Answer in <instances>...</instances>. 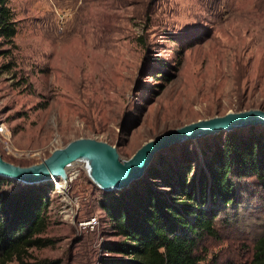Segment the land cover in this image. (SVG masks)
<instances>
[{"label":"rangeland","instance_id":"374dc122","mask_svg":"<svg viewBox=\"0 0 264 264\" xmlns=\"http://www.w3.org/2000/svg\"><path fill=\"white\" fill-rule=\"evenodd\" d=\"M8 7L17 31L10 55L0 56L7 163L36 164L79 138L104 142L124 160L195 121L264 110V0H8ZM252 128L264 134V126L232 132ZM227 134L169 145L149 167L161 156L196 174L204 143ZM72 170L68 196L50 195L40 237L53 245L28 254L98 264L102 246L119 239L98 205L114 193L98 190L79 165ZM234 192L215 236L198 243L200 264H247L264 231V178L242 180ZM91 218L96 226H79Z\"/></svg>","mask_w":264,"mask_h":264},{"label":"trees","instance_id":"16d2710c","mask_svg":"<svg viewBox=\"0 0 264 264\" xmlns=\"http://www.w3.org/2000/svg\"><path fill=\"white\" fill-rule=\"evenodd\" d=\"M16 31L8 0H0V47H6L0 56L10 55ZM201 153L196 174L187 164L173 168L159 156L140 180L100 199L119 239L102 246L98 264H200L198 243L215 236L214 221L232 206L238 183L263 181L264 134L254 128L231 132L218 143H204ZM52 191L50 183L20 187L0 178V264H61L28 254L53 245L40 237ZM247 264H264V231Z\"/></svg>","mask_w":264,"mask_h":264},{"label":"water","instance_id":"95a60500","mask_svg":"<svg viewBox=\"0 0 264 264\" xmlns=\"http://www.w3.org/2000/svg\"><path fill=\"white\" fill-rule=\"evenodd\" d=\"M253 126H264V110L227 112L150 139L124 160L104 142L79 138L54 149L40 162L26 167L7 163L0 156V178L22 186L59 182L62 195L67 197L69 185L76 176L73 166L79 165L98 190L120 192L140 180L153 156L169 145Z\"/></svg>","mask_w":264,"mask_h":264},{"label":"built area","instance_id":"2783aa9c","mask_svg":"<svg viewBox=\"0 0 264 264\" xmlns=\"http://www.w3.org/2000/svg\"><path fill=\"white\" fill-rule=\"evenodd\" d=\"M2 132H3V129L0 127V133H2ZM52 187H53V191H52L53 194L62 195L60 184L57 185L56 183H53ZM79 226L80 227L93 228L94 226H96V220L94 218H91L87 221L79 223Z\"/></svg>","mask_w":264,"mask_h":264},{"label":"bare ground","instance_id":"6f19581e","mask_svg":"<svg viewBox=\"0 0 264 264\" xmlns=\"http://www.w3.org/2000/svg\"><path fill=\"white\" fill-rule=\"evenodd\" d=\"M57 185H59L60 183L59 182H55Z\"/></svg>","mask_w":264,"mask_h":264}]
</instances>
